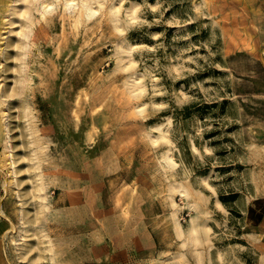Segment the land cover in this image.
Listing matches in <instances>:
<instances>
[{"label":"rangeland","instance_id":"rangeland-1","mask_svg":"<svg viewBox=\"0 0 264 264\" xmlns=\"http://www.w3.org/2000/svg\"><path fill=\"white\" fill-rule=\"evenodd\" d=\"M0 264H264V0H0Z\"/></svg>","mask_w":264,"mask_h":264},{"label":"trees","instance_id":"trees-1","mask_svg":"<svg viewBox=\"0 0 264 264\" xmlns=\"http://www.w3.org/2000/svg\"><path fill=\"white\" fill-rule=\"evenodd\" d=\"M233 198H235V194L229 195V196H223V197H221L220 201L223 205L227 206L229 204L230 200H232ZM255 202H256V204H260L262 202V200L258 199Z\"/></svg>","mask_w":264,"mask_h":264},{"label":"bare ground","instance_id":"bare-ground-1","mask_svg":"<svg viewBox=\"0 0 264 264\" xmlns=\"http://www.w3.org/2000/svg\"><path fill=\"white\" fill-rule=\"evenodd\" d=\"M88 12H90V10L88 11ZM88 16H89V14H88ZM168 159V158H167ZM170 161V160H169ZM195 232V227H194V225H190V233H194ZM191 235V234H190ZM193 235V234H192ZM195 235V234H194Z\"/></svg>","mask_w":264,"mask_h":264}]
</instances>
